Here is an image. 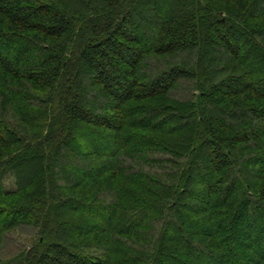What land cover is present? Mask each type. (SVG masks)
Segmentation results:
<instances>
[{
	"label": "trees",
	"instance_id": "1",
	"mask_svg": "<svg viewBox=\"0 0 264 264\" xmlns=\"http://www.w3.org/2000/svg\"><path fill=\"white\" fill-rule=\"evenodd\" d=\"M0 264H264V0H0Z\"/></svg>",
	"mask_w": 264,
	"mask_h": 264
},
{
	"label": "rangeland",
	"instance_id": "2",
	"mask_svg": "<svg viewBox=\"0 0 264 264\" xmlns=\"http://www.w3.org/2000/svg\"><path fill=\"white\" fill-rule=\"evenodd\" d=\"M166 5V4H165ZM165 5H162V7H165ZM143 30V28H142V26H139V31H141V32H143L142 31ZM142 38H143V42H144V44H145V46L147 47L148 45H151L152 44V41L150 40V38L148 37H144V36H142ZM118 89L120 90V91H122V92H124L125 90H126V86L122 83V82H120L119 84H118ZM102 114V113H101ZM72 159H73V162H71V164H70V169H71V171H73V172H75V173H77V174H80L81 173V170H82V168H81V164H80V162H78L77 160H76V157L74 158V157H71ZM6 186L8 187V188H12V187H14V184L10 181V180H8L6 183ZM187 200H189L188 198H187ZM194 203V202H193ZM194 207H198V204L196 205V203H194V205H193ZM78 210H81V208H78ZM98 212V210H96V213ZM101 216H102V213H101ZM103 220L104 219H102L101 218V220H99L100 222H103ZM173 235L174 234H172L171 236L173 237ZM9 237H10V240H8L7 242H6V248H5V250L3 251V252H8V251H10L11 250V246L13 245H19V244H23V245H27V246H31L32 244H33V241H34V237L32 236V235H30L29 233H28V231H20V230H17V231H13L12 233H10V235H9ZM222 240L223 239H225L224 237H220ZM11 241V242H10ZM225 243H226V245H228V247H231V243H232V240H226L225 241ZM12 244V245H11ZM7 254H9V253H7Z\"/></svg>",
	"mask_w": 264,
	"mask_h": 264
}]
</instances>
